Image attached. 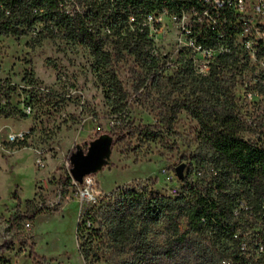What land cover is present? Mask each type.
Here are the masks:
<instances>
[{
    "label": "rangeland",
    "instance_id": "rangeland-1",
    "mask_svg": "<svg viewBox=\"0 0 264 264\" xmlns=\"http://www.w3.org/2000/svg\"><path fill=\"white\" fill-rule=\"evenodd\" d=\"M164 23L165 33L157 36L150 50L159 61L158 71L143 85L144 74L133 59L126 58L114 67L127 93L126 106L117 113L105 99L103 75L93 71V59L85 48L60 37L44 36L46 31L40 33L43 23L36 24L26 36L0 35V107H8V94L10 108L26 116L0 117V264L132 261L135 241L117 253L95 240L89 247V259L81 256L77 232L81 207L74 188L66 182L70 170L66 163L72 151L85 152L100 136L114 141L110 135L114 125H119L117 135L159 125L166 108L187 91L188 82L176 84L173 77L190 61L189 55L177 54L173 25L167 17ZM26 73L32 78H25ZM245 76L246 70H242L235 99L239 115L250 129L243 137L255 139L258 133L264 136V84L251 86L254 81ZM196 129V121L181 111L171 129H162L155 141L132 133L111 147L104 164L93 174L99 192L94 207H101L97 223L102 225V233V214L113 203L115 191L145 188L171 196L175 189L178 195L183 184L175 169L180 165L184 166L183 178L189 181L208 176ZM20 132L26 135L24 141L7 142L9 134ZM39 159L43 168L37 163ZM29 205L37 211L32 219L24 217L31 211ZM27 222L30 228L25 227ZM184 231V222L178 235L163 222L149 228L146 241L161 253L170 251L168 255H172L156 257L158 264H220L219 246L205 251L202 240L192 235L178 242L176 238Z\"/></svg>",
    "mask_w": 264,
    "mask_h": 264
},
{
    "label": "trees",
    "instance_id": "trees-1",
    "mask_svg": "<svg viewBox=\"0 0 264 264\" xmlns=\"http://www.w3.org/2000/svg\"><path fill=\"white\" fill-rule=\"evenodd\" d=\"M181 4L187 7L189 2L0 0V35L26 36L36 24L43 23L40 33L46 31L44 36L60 37L85 48L93 59V71L103 75L101 84L105 99L112 112L117 113L125 108L127 93L114 67L126 58L133 59L144 74L141 85L159 68L157 57L150 52L153 47L147 39L148 28L141 25L143 17L161 9L175 13ZM130 17L135 19L132 24ZM241 72L242 67L234 56L218 58L206 76L196 75L190 61H186L175 72L173 80L176 84L188 82V89L181 99L166 108L159 125L138 127L127 133L121 130L119 135V125H114L110 134L115 137L112 146L122 143L132 133L146 141H155L162 129H171L181 111L186 112L197 123L196 135L204 149L202 159L209 173L196 182L183 178L182 192L176 196L161 195L145 188L115 191L111 196L113 203L105 207L102 214L104 233L102 225L97 223L101 207L96 208L94 204L83 208L77 232H80L79 253L84 260L91 256L89 247L95 240L117 253H122L135 241L132 261L123 264H158L154 260L156 257L172 255H168L170 251L161 253L153 248L146 241V235L151 226L162 222L173 229L174 235H178L180 223L184 222L185 231L176 238L178 242L192 235L202 240L205 251L219 246L221 251L217 252L221 258L234 257L227 232L210 221L203 224L201 219L208 217L232 226L236 223L233 209L241 199L257 217L264 203V136L258 133L255 139L243 137L250 129L241 119L235 99ZM25 78L32 77L26 73ZM28 84L33 86L32 81ZM261 92L264 95V86ZM2 93L0 83V99ZM6 102L7 108L0 107V117L26 118L21 111L10 108L8 94ZM66 182L71 185L69 174ZM35 215L37 211L31 209L24 217L32 219Z\"/></svg>",
    "mask_w": 264,
    "mask_h": 264
},
{
    "label": "built area",
    "instance_id": "built-area-1",
    "mask_svg": "<svg viewBox=\"0 0 264 264\" xmlns=\"http://www.w3.org/2000/svg\"><path fill=\"white\" fill-rule=\"evenodd\" d=\"M187 1L189 5L181 4L175 13L161 9L146 14L141 25L148 28L147 39L156 42L157 36L162 37L167 17L175 31L177 54L189 55L196 75L206 76L218 58L234 56L242 70H246L245 77L254 81L251 86L264 84V0ZM134 22V17H130L129 23ZM25 136L22 132L9 134L7 142L24 141ZM37 163L44 167L41 159ZM66 166L71 169L69 160ZM71 186L81 210L96 204L99 192L92 174L85 176L81 184L71 178ZM176 193L175 189L171 190L172 196ZM233 216L236 223L232 226L208 217L201 219L203 224L210 221L224 229L231 238L229 246L234 257L221 258L220 264H264V203L257 217L241 199L233 209ZM25 227L30 228V223Z\"/></svg>",
    "mask_w": 264,
    "mask_h": 264
},
{
    "label": "water",
    "instance_id": "water-1",
    "mask_svg": "<svg viewBox=\"0 0 264 264\" xmlns=\"http://www.w3.org/2000/svg\"><path fill=\"white\" fill-rule=\"evenodd\" d=\"M112 147V140L109 136H100L90 142L87 150L76 149L69 155L71 165L70 176L73 181L81 184L83 178L94 174L109 156ZM184 166L180 165L175 169V175L179 180L183 179Z\"/></svg>",
    "mask_w": 264,
    "mask_h": 264
}]
</instances>
